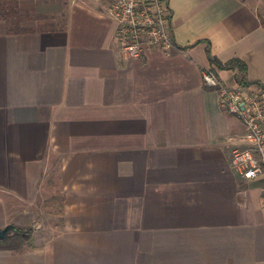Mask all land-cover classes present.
<instances>
[{
	"label": "crops",
	"instance_id": "crops-1",
	"mask_svg": "<svg viewBox=\"0 0 264 264\" xmlns=\"http://www.w3.org/2000/svg\"><path fill=\"white\" fill-rule=\"evenodd\" d=\"M168 2L173 50L134 59L105 2L0 0V229L29 232L0 264H264V180L202 82L264 87V0Z\"/></svg>",
	"mask_w": 264,
	"mask_h": 264
},
{
	"label": "built area",
	"instance_id": "built-area-1",
	"mask_svg": "<svg viewBox=\"0 0 264 264\" xmlns=\"http://www.w3.org/2000/svg\"><path fill=\"white\" fill-rule=\"evenodd\" d=\"M115 23L119 50L130 58H139L146 50H173L171 13L168 0H100ZM202 82L217 91L219 106L245 128L239 142L245 145L232 151L231 166L246 180H264V87L236 85L228 87L214 71L205 70ZM264 205V186L261 187Z\"/></svg>",
	"mask_w": 264,
	"mask_h": 264
},
{
	"label": "trees",
	"instance_id": "trees-1",
	"mask_svg": "<svg viewBox=\"0 0 264 264\" xmlns=\"http://www.w3.org/2000/svg\"><path fill=\"white\" fill-rule=\"evenodd\" d=\"M237 64L236 61H232L229 63V66H233ZM57 198L50 199L46 202V205L51 204L54 200V204H56ZM29 237V232L27 230L18 228L16 226H10L9 231L5 238L0 239V249L1 250H12L16 252L24 251L26 244L25 241Z\"/></svg>",
	"mask_w": 264,
	"mask_h": 264
},
{
	"label": "rangeland",
	"instance_id": "rangeland-1",
	"mask_svg": "<svg viewBox=\"0 0 264 264\" xmlns=\"http://www.w3.org/2000/svg\"><path fill=\"white\" fill-rule=\"evenodd\" d=\"M43 1H50V0H38V2H40V3H42ZM14 7H16V6L14 5ZM44 212H45V214H44V217L41 218L42 223H40V225H43V227L45 225L46 228L47 227L49 228L48 230L46 229V231H45V233H47V235L49 237V236L53 235L56 231H58L59 225H60L59 224L60 220H59L58 216L52 215L50 213V211L46 210ZM43 221H44V223H43Z\"/></svg>",
	"mask_w": 264,
	"mask_h": 264
},
{
	"label": "water",
	"instance_id": "water-1",
	"mask_svg": "<svg viewBox=\"0 0 264 264\" xmlns=\"http://www.w3.org/2000/svg\"><path fill=\"white\" fill-rule=\"evenodd\" d=\"M10 226H6L3 229H0V239H3L6 237L8 231H9Z\"/></svg>",
	"mask_w": 264,
	"mask_h": 264
}]
</instances>
